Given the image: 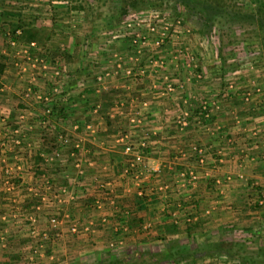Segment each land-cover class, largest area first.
<instances>
[{"label":"rangeland","instance_id":"374dc122","mask_svg":"<svg viewBox=\"0 0 264 264\" xmlns=\"http://www.w3.org/2000/svg\"><path fill=\"white\" fill-rule=\"evenodd\" d=\"M232 1L241 4L244 12H249L256 2ZM120 7V0H0V13L6 11L11 15L9 18L0 16L4 30L7 25L18 23V19L29 27L33 25L36 30L34 38L27 40L21 38L25 27H12L11 30L15 29L12 36H17V41L11 45L8 35L7 41L0 44V55L5 56L6 64L0 77V264H92L107 252L115 257L122 250L127 256H132L133 252L164 251L165 238L159 231L162 225L153 222L150 232L157 233L141 236L144 232L140 229L142 222L131 217L127 202L137 196L135 186L129 180L131 175L124 173L131 157L124 155L126 158L121 164L115 163L110 148L94 145L100 138L97 135L100 128H105L104 120L101 123L99 119H103L104 104L108 107L105 112L108 117L118 121L115 125L118 132L104 138L113 151L124 152L128 144L136 147L142 141L146 145L149 143V131L146 130L149 119L142 111L144 100L140 96L144 86L155 82L150 80L157 73L149 74L152 76L149 78L145 77L148 74L133 78L124 74L130 64L121 61V67L116 68L115 55L123 60L128 51L126 41L120 37L123 28L128 19L140 16L130 14L122 19ZM166 8L168 12L163 14L175 18ZM183 24L181 29L189 31L184 39L191 41L188 42L191 49L197 44V48L205 53V59H202L204 56H198L192 49L197 56L198 68L206 64L214 76L223 74V69L218 70L219 74L215 73L216 69L212 70L217 62L222 64L219 55L223 60L225 58V66H228L246 58L244 48L250 49L254 45L257 50L256 39L250 43L245 40L251 36L249 26L244 23L232 24L231 29L215 27V34L210 35L213 37L214 34L213 39L198 37L191 24ZM217 33L222 50L219 55L216 53ZM181 39L183 37L179 36L173 44L156 51L164 67L172 69L175 62L176 66L180 65L173 56ZM231 40L236 44L231 45ZM234 48L237 55L232 58L228 51ZM249 62L247 58L243 61ZM141 65L147 63L142 61ZM104 68L108 77L97 81L104 74L100 73ZM159 74L156 80H160ZM164 75L168 76V73L163 72ZM181 76L185 80L188 74ZM118 80H123L120 81L123 86L131 85L132 89L112 87V81ZM162 81L163 78L159 82ZM102 86L107 87L106 91H112L107 97ZM89 87L93 88V93L86 97ZM147 93L144 91L145 95ZM132 96L141 104L131 103ZM107 153H110L109 157ZM39 154L42 162L38 160ZM176 157L179 159L175 162L179 163L180 154ZM191 157L195 160L193 155ZM143 162L145 165L146 160ZM144 174L151 177V168L145 167ZM174 174H170V179L166 174L163 179L161 172L158 182L164 184L163 180H167L165 184L169 183L170 189H174L173 178L177 173ZM143 185V189L148 190ZM96 199H103L102 213H112L115 207L129 212L134 226L126 223L124 232L119 226L121 220L120 223L111 216L103 223L100 212L93 208ZM55 216L61 225L52 228L49 221ZM88 221L92 223L88 233H70L72 223ZM242 224H246L245 221ZM136 226L139 227L137 232L132 229ZM240 235L243 234H234L236 238ZM257 236L255 233L249 237L250 241H256ZM253 245L248 247L254 248Z\"/></svg>","mask_w":264,"mask_h":264},{"label":"crops","instance_id":"0c3cea01","mask_svg":"<svg viewBox=\"0 0 264 264\" xmlns=\"http://www.w3.org/2000/svg\"><path fill=\"white\" fill-rule=\"evenodd\" d=\"M187 24L192 25L191 22H187ZM246 25L249 26L251 37L245 38V40L250 43L252 39H256V34H252L254 26ZM195 34L201 37L197 31H195ZM232 35L234 34L232 33ZM192 49L198 56L203 57L205 54L203 50L197 48V44H194ZM234 55H237V49L234 48L228 51V56L233 58ZM143 58L144 63L147 55ZM202 59H205V56ZM248 60L251 61V59ZM217 63L219 65L217 64L212 70L216 69L215 73L219 74L222 68L220 67L221 64ZM180 64L174 68L171 65L172 69L164 67L158 70L154 77L145 76L147 78L152 77L153 79L150 81L155 82L152 85L143 87L141 94L143 97H140L144 101H142V104L139 102L144 107L142 109L143 113L149 119L147 121L149 128L146 129L149 131V143L144 151V160H146V164L151 170L158 168L160 173L156 175L152 172L151 177L148 176L147 181L143 182L144 185L142 183L144 188L148 189L145 190L146 193L152 192L150 193L151 196H146L150 197L143 201L142 206L138 204V197L131 196L132 198L127 202L131 210V217L142 222L140 229L144 232L141 236L157 233L156 231L150 232L153 222L162 225V229L159 231L163 233L165 243L171 237L186 238L183 231L184 227L181 226L184 223L186 214L187 216L191 215L190 217H198L196 221L193 220L196 225L194 231H192L193 234L215 233L221 227L235 226L236 228H243L241 225H244V227H251L252 232L263 237L264 206L253 207L252 201L255 195L251 190V186L255 184L262 188V192H264V65L254 67L248 63L239 64L238 67L227 68L229 69L228 74L224 78L221 74L214 76L213 73L209 72L211 68L209 69L206 64H202L203 66L199 65L198 70L205 73L204 82L195 80L185 82L184 79L182 80L181 75H186V72L181 67L182 62ZM178 69L181 71H178ZM105 70L106 68L102 69L100 73H104ZM163 72L168 73L175 85L183 82L182 90H176L170 95L165 94L163 92V82H161L162 84L159 82L163 77ZM87 73L89 72L87 71ZM158 74L160 80H156ZM214 77L216 78L214 79ZM120 81L123 80L112 81V87L118 89H129L130 87L132 89L131 85L123 86ZM132 84L134 83L132 82ZM102 89L106 97L112 92L106 91V86H102ZM144 91L148 93L145 95ZM245 92L250 94L248 102L242 99ZM92 93L93 88L89 87L87 93H85L86 97L92 95ZM136 98L132 96L130 102L139 105ZM200 101H204L210 106L213 103L218 106L217 109L210 107L211 115L208 119H205L207 120L205 123L196 115ZM104 105L102 109L106 111L108 107L105 108ZM149 105L152 107H149ZM106 115L109 116L107 113ZM99 119L103 123V119ZM107 132L102 126L97 134L100 138L97 136V143L94 145L101 148H110L111 156L115 157L112 160L121 164L123 158L127 155L123 151H113L112 147L108 145L109 141L104 140L105 137L112 136ZM95 146L91 147L95 150ZM191 146L203 149V162L190 161V158L186 157L179 160V165L185 168H193L196 171L199 176L197 185L187 190L178 189L182 184L176 179L177 176H174V189L178 193L171 194L175 190L170 189L171 185L168 183L166 185L169 188L164 193L158 194L157 188L163 185L158 182L159 179L161 177L164 179L166 174L168 175L167 178L170 179L172 174L177 173L174 166L177 165L175 160L179 159L176 157L177 154H180L181 151L188 154ZM110 153H107L106 156L109 157ZM161 172H163V175L160 177ZM154 176L158 178L155 179ZM238 176L244 177V180H240ZM154 181L157 182L154 183ZM163 181L164 184L168 182L167 180ZM191 200L194 202L192 205L189 204ZM186 203L189 204L188 207ZM119 210L121 208H116V212ZM113 216H115V213ZM113 220H115L114 217ZM166 220L169 224L171 220H177L179 223L177 234L168 235L164 233L163 226L167 225L165 224ZM244 221L246 224H242ZM132 222L133 220L127 222L130 227L134 226V222ZM253 223L256 225H252ZM254 226L259 227L261 230L259 231ZM138 228L136 226L132 229L137 232ZM138 237L140 236L138 235ZM205 259L208 258L195 260L192 264L203 263Z\"/></svg>","mask_w":264,"mask_h":264},{"label":"trees","instance_id":"16d2710c","mask_svg":"<svg viewBox=\"0 0 264 264\" xmlns=\"http://www.w3.org/2000/svg\"><path fill=\"white\" fill-rule=\"evenodd\" d=\"M121 7L119 8V17L126 19L130 14H141L151 10L154 11H162L168 12L167 8H169V13L171 12L176 18H180L184 23L191 22L193 25V29L199 33L202 38H214V28H222L227 27L231 29L232 24H240L246 23L254 26L253 33L256 34L257 40V50H255V46L251 45L250 49L244 48L243 51L245 53V57L247 59H251L250 64L252 66H260L264 65V0H256L252 9L249 12H244L242 10L241 4L234 2L232 0H120ZM168 3V6H167ZM171 3V5H169ZM98 4V3H97ZM99 5V4H98ZM0 16L3 18H9L11 15L9 12L2 11ZM1 21V20H0ZM9 26V28H8ZM25 24L20 23L18 19V23L13 25H7V28L4 30L3 24L0 22V44L6 42L8 39V35L10 36V40L17 41V36H12V32L15 29H23V33L21 38L30 40L34 38L35 29ZM12 27L15 29L11 30ZM32 29V30H30ZM11 31V33H8ZM194 31V30H193ZM213 34V37L210 35ZM234 34V31L231 30V34ZM7 37V39H6ZM219 35L217 33V48L216 52L222 54V50L220 48V42L218 39ZM6 39V40H5ZM231 45L236 44L234 40H231ZM244 44L243 41H241ZM239 42V43H241ZM238 43V44H239ZM246 49V50H245ZM235 56V55H234ZM221 57V68L222 76L226 78L228 71L226 72V68L232 69L238 67L239 64L242 65L244 59H238L236 62L228 66H225V58ZM233 61V60H232ZM232 68H230V67ZM5 56L0 55V77L5 70ZM225 73V74H224ZM1 87V84H0ZM106 111H101L103 115L104 125L107 129L108 134H114L118 131H115V125L118 124L115 119L109 118ZM199 119L205 123L207 120L204 118V113H201L198 110ZM116 118V116L114 117ZM74 127H78L74 125ZM78 129V128H77ZM39 154V162H42V158ZM195 159V158H194ZM37 160V161H38ZM190 161H194L192 157L189 159ZM185 167L182 165H175V171L179 172L184 170ZM41 172V170H39ZM197 185V184H196ZM254 190L257 191L258 194L262 192V188L257 185H252ZM255 191H252L255 195ZM151 196V195H150ZM148 197L137 198L138 204L140 206L143 205V201L147 200ZM94 199V198H93ZM94 203V202H93ZM193 203V200L190 201ZM253 207L259 208L256 204H253ZM124 211V210H123ZM122 210H119L115 213L114 219L117 221L120 220ZM264 215V214H263ZM191 215H188L190 217ZM186 216L184 217L186 219ZM264 217V216H263ZM127 221L130 222V215H127ZM170 221V220H169ZM171 220L170 224L168 220L165 221V226H163V231L168 235L177 234L178 222L177 220ZM139 222V221H138ZM174 222V223H172ZM185 222V220H184ZM186 223V222H185ZM196 225L192 222H187L184 226V234L185 239H180L179 237H171L166 240L164 251L150 253L147 251L143 252H133L132 256H127L125 251H120L117 256H111L110 252H107V255L104 257H100L97 260L95 259L92 264H178L180 262L188 263L193 262L202 258H213L218 257L220 260H223V264L228 261H232L233 264H264V237L257 236L256 241H250L249 237L254 236V232L251 231V227L244 228H236L226 226L221 227L217 230V232H207L203 234H193L194 227ZM234 232L242 233L243 235L238 236L236 238L234 236ZM246 232V233H245ZM235 237V238H234ZM249 244H254L253 249L249 248ZM132 257V258H131ZM13 260V259H12ZM15 262V260H13ZM7 264V263H3Z\"/></svg>","mask_w":264,"mask_h":264},{"label":"built area","instance_id":"2783aa9c","mask_svg":"<svg viewBox=\"0 0 264 264\" xmlns=\"http://www.w3.org/2000/svg\"><path fill=\"white\" fill-rule=\"evenodd\" d=\"M162 11H148L145 13L138 14L140 16H134L131 19H128L125 27L123 28V33L120 35L121 38H123L124 41H126V44L128 46V51L126 56L121 60V58L117 55H115V62L116 68L121 67V61L122 63H128L130 66H128L124 70V74L127 76H131L133 78L139 77V76H145L146 74H156L158 73V70H161L164 68V63L161 60V57L157 56L156 51L166 45L173 44V42L176 41V39L179 38V36L183 37V40L181 39V42L179 43L178 48L174 50V56L173 58L177 61V63L180 64L182 62V68L185 70V72L188 74L185 82L195 80V81H201V79L204 77V75L201 73V71L198 70L197 66V56L194 54V52L191 49L190 44L185 38L187 36L186 34L189 32L188 30H182L183 21L180 18H171L169 15L165 16ZM184 27V26H183ZM15 42L11 40V45H13ZM144 55H147L146 63L147 65H141V60L143 61ZM137 64V65H135ZM181 65V64H180ZM176 66V62H175ZM147 76V75H146ZM108 77V73L102 74V76H99L97 78V81L105 80V78ZM163 88L165 94H173L176 90H182L183 82H180L178 85H175L171 81V78L164 75L163 77ZM250 97V94L248 92H245L242 96V99L245 102H248ZM210 107H213L214 109H217L218 106L216 104H212L210 106L208 103L204 101H200L198 109L201 113H204V118L208 119L211 115ZM122 140V139H120ZM147 145L145 142H140L137 144L136 147H133L131 145H125L124 147V154L131 157V162L129 164V167L125 169L126 174H130L129 180L131 183L134 184L135 189L134 193L137 197L143 198L147 195H150L145 192V190L142 187V182L145 179H148L147 175L144 174V168L146 167L144 165V151L146 149ZM193 155L195 160L202 163L204 159V151L200 147L191 146L189 148L188 154L185 151L180 152L181 158H189ZM57 156V154H56ZM148 171V170H147ZM160 170L152 169V172L154 174H159ZM130 172V173H129ZM198 175L196 171L193 168H185L184 170H181L177 172V180L179 183L182 184V186L187 187H194L198 183ZM240 180H244V177L238 176ZM255 185V184H253ZM168 189V186L166 184H163L162 186L157 188V193L161 194L164 193ZM251 190H254V187L251 186ZM152 191V190H151ZM62 193H64V190H62ZM152 193V192H150ZM252 201L253 204H256L259 207L264 206V192H260V194L255 191V196ZM103 200V199H102ZM101 199H96L93 203V208L100 212L101 221L103 223L107 222V216L108 217H114L113 214L116 213V208H114V211L110 213H102L103 211V202ZM58 202H61L58 200ZM110 204L114 205V202L110 200ZM118 212V211H117ZM208 214V212H206ZM120 217L121 224L119 225L122 228V231L127 230V215L128 212L124 211ZM197 216L195 217H186L185 222H193L197 220ZM58 217L55 216L54 218H51L50 225L52 228H56L61 225V222L57 220ZM92 225L91 222H85V223H72L70 226V233L73 235H77L79 232L88 233L90 231V226ZM118 225V224H117ZM119 227V228H120ZM115 230H117L115 228ZM112 246V244H110ZM200 264H223V260H220L217 257H213L211 259H205L203 263L199 262ZM178 264H192V263H184L180 262ZM225 264H233V262L228 261Z\"/></svg>","mask_w":264,"mask_h":264}]
</instances>
